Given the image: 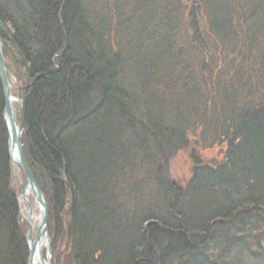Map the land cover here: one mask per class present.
Masks as SVG:
<instances>
[{
  "label": "trees",
  "instance_id": "trees-1",
  "mask_svg": "<svg viewBox=\"0 0 264 264\" xmlns=\"http://www.w3.org/2000/svg\"><path fill=\"white\" fill-rule=\"evenodd\" d=\"M0 19L51 264L62 242L65 264H264V0H0ZM5 105L0 80V264H28ZM194 139L223 157L192 153L181 186Z\"/></svg>",
  "mask_w": 264,
  "mask_h": 264
},
{
  "label": "water",
  "instance_id": "water-1",
  "mask_svg": "<svg viewBox=\"0 0 264 264\" xmlns=\"http://www.w3.org/2000/svg\"><path fill=\"white\" fill-rule=\"evenodd\" d=\"M5 24L3 21L0 19V31H5L6 30ZM7 36L9 38V46L12 47L16 52H18L19 57H21V60L23 61V64L26 68V71L29 72V68L26 62V59L23 55V52L21 51V48L19 45L15 43L13 40L12 36H10L7 33ZM0 80L2 81V88L4 90V96H5V110H4V120L7 124V129L9 133V152L11 154V161L12 163H15L20 166L23 175L25 176V184H24V190L21 193L19 197H21L24 202L27 203V206L29 207L28 210V216H26L28 220V231L26 234V240L28 243V250L30 251V256H29V263L28 264H33L32 258L37 251L36 249L41 246V244L46 241V250H47V255L46 258L43 257L42 261H44V264H50V257L52 254V249H51V239L49 238V228H48V222H49V209L47 207V200L46 196H44L43 190L41 186L38 184L35 175L32 174V171L30 169L29 164L26 161L25 154L23 153V146L24 143L21 142L22 140V135L23 131L25 130V122H24V101L22 100V97L17 98L19 100V103H21V115L19 119V124L16 122V117H15V111H13L12 107V97L13 93L11 88V83L10 79L8 76V70L6 69V59L4 58V47H3V37L0 35ZM13 150H16L17 154V159H14L13 156ZM27 188H30L32 190L31 194L35 198V203H37L38 207L41 209V221L37 227V232L35 236L33 237V229H32V222L30 221L29 215L31 214L33 207L32 204L29 200V198L24 197L25 191ZM43 256V254H41ZM47 261H45V260Z\"/></svg>",
  "mask_w": 264,
  "mask_h": 264
},
{
  "label": "rangeland",
  "instance_id": "rangeland-1",
  "mask_svg": "<svg viewBox=\"0 0 264 264\" xmlns=\"http://www.w3.org/2000/svg\"><path fill=\"white\" fill-rule=\"evenodd\" d=\"M13 49V48H12ZM14 50V49H13ZM9 55H12L11 53L5 55L7 57H4L6 59V69L8 70V76L10 79V83H11V90L12 93L15 97L20 98L21 96V90L20 87L22 86V81L20 79L17 78V76L15 75L13 69L11 68V61L12 59L10 58ZM21 103H16L14 106V111H15V117H16V122H19L20 119V115H21ZM193 142L191 143V146L187 149H184L183 151H180L178 153H176L175 155H173L172 160L170 161L169 164V169H170V176L172 178V180H175L176 182H178L181 186H185V184L187 183V181L189 180V178L192 175L193 172V165H194V161H193V157H192V153L196 152L200 157H202V160L208 163H214L216 161L221 160L222 156V152H223V147H219L217 146L216 148H205V150L203 149L201 151V149L199 148L200 146L198 144H196L195 139L192 140ZM13 176H14V185L18 188V192L19 195L18 197L21 195V193L24 190V184H25V176L23 175V172L20 168L19 165L14 163V172H13ZM29 200L31 202L32 205H35V198L34 196H32V194L28 195ZM47 200V199H46ZM19 206L21 208V218H23V220H26V225H27V229H28V220L26 218V215L28 214V210L29 207L27 206V203L24 202V200L19 197ZM37 209V208H36ZM36 230L33 231V237L35 236L36 232H37V226L35 228ZM29 230V229H28ZM49 232V230H48ZM49 238L50 237V232H49ZM52 244V242H51ZM63 242L57 246V248L59 249V255H57V262L56 264H65L67 260H65V249L63 247ZM56 248V246H55ZM42 254L43 257L46 258L47 255V250L46 247L42 249ZM52 257V254H51ZM50 257V264L52 263ZM247 264H250L249 262H246Z\"/></svg>",
  "mask_w": 264,
  "mask_h": 264
},
{
  "label": "bare ground",
  "instance_id": "bare-ground-1",
  "mask_svg": "<svg viewBox=\"0 0 264 264\" xmlns=\"http://www.w3.org/2000/svg\"><path fill=\"white\" fill-rule=\"evenodd\" d=\"M12 107H13V111H14V106L16 103H19V100L17 99V97H15L13 95L12 99ZM13 156L14 159H17V154H16V150H13ZM32 192V190L30 188H27L24 194V197L29 198L28 195H30ZM33 210L31 212V214L29 215L30 221L32 222V229L33 231H35L36 226L38 227L40 221H41V209L40 207H38L37 203H35V205H32ZM37 208V209H36ZM28 216V214L26 215ZM46 241L44 240V242L41 244L40 247H38L33 255L32 261L33 264H44V261H42L43 256H41L42 254V249L46 247ZM45 260V259H44ZM47 261V260H45Z\"/></svg>",
  "mask_w": 264,
  "mask_h": 264
}]
</instances>
